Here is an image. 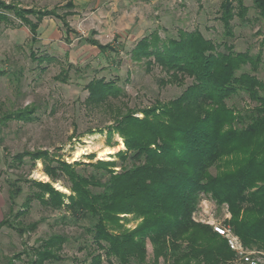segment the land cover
I'll list each match as a JSON object with an SVG mask.
<instances>
[{"label": "trees", "instance_id": "obj_1", "mask_svg": "<svg viewBox=\"0 0 264 264\" xmlns=\"http://www.w3.org/2000/svg\"><path fill=\"white\" fill-rule=\"evenodd\" d=\"M251 1L262 23L259 34L264 44V0ZM73 7L71 0L52 9L17 7L0 0V24L27 27L30 41L35 42L42 18L55 17L66 34L85 39L100 52L115 51L109 43L77 35L66 19ZM247 11L243 0L220 1L218 19L226 36L232 35L234 17L245 21ZM10 16L19 23L15 24ZM30 55L37 58L33 51ZM130 56L133 61H143L147 70L158 65L167 76L164 83L182 84L186 79L189 83L169 100L115 112L107 126V140L115 132L122 137L124 150L116 155L122 162L129 161V166L116 170L113 160H56L46 164L44 172L52 181H68L69 193L30 180L35 189L27 196L23 209L12 214V220L25 214L29 199L52 210L64 207L72 215L71 220L87 222L85 231L93 248L86 264H100L103 257L110 263L145 264L147 242L151 245L152 264L160 259L169 264H227L234 252L225 239L191 218L202 194L219 208L227 207L231 217L225 224L245 247L264 250V82L256 74L260 54L234 51L230 43H216L195 29L178 30L176 37L165 39L154 30L135 42ZM51 59L49 55L38 57V61ZM86 90L85 104L94 106L121 93L104 78L90 80ZM239 95H245L252 105L238 108L228 104ZM33 111V107L16 108L1 119L29 121ZM26 155L31 160L49 158L46 150L17 153L13 158L19 163ZM80 164L91 166L94 172H82L77 169ZM18 180L14 179L9 189L11 204L21 192ZM129 219L138 220L135 227L125 226ZM37 224L9 226L23 234ZM66 241L61 233L40 239L27 253L26 263L60 260ZM19 257H9L7 264H16Z\"/></svg>", "mask_w": 264, "mask_h": 264}, {"label": "rangeland", "instance_id": "obj_2", "mask_svg": "<svg viewBox=\"0 0 264 264\" xmlns=\"http://www.w3.org/2000/svg\"><path fill=\"white\" fill-rule=\"evenodd\" d=\"M2 1L23 8L52 9L62 7L69 0ZM75 1L77 4L74 14L67 19L77 35L87 37L95 30L93 37L101 43H109L115 51L100 53L94 46H84L76 35L71 36L70 40L61 36H46L48 32L44 29L51 23L60 28V22L52 18H45L39 26L38 40L35 42L30 41L27 27L0 24V70L3 71L0 74V264H7V259L15 254L20 256L15 259L16 264H27L30 248L51 233L64 234L67 241L59 253L60 260L47 264L89 262L88 253L92 250L93 243L85 231L87 222L71 220L72 215L64 207L52 210L35 199H29L24 215L12 220V214L23 209L27 196L35 189L30 186V180L46 182L64 194L69 193L66 187L68 181L65 178L52 181L44 172L46 164H54L56 160L67 163L113 160L117 165L116 170H120L122 165H130L129 161L122 162L116 155L117 151L124 150L122 137L115 132L107 140V126L112 123L115 112L118 109L125 111L126 108L142 109L155 100H169L189 83V79L182 84L164 83L167 76L158 65H152L147 70L143 61H133L130 50L142 36L155 30L160 38L165 39L176 37L178 30L198 29L216 43H230L234 51L259 53L261 61L256 74L264 82V44L261 43L259 34L262 23L251 0H243L248 7L247 20L241 21L237 16L234 17L231 36L224 34L222 23L218 19L221 0ZM63 10L65 9H58L59 12ZM10 17L15 24L19 23L18 19ZM27 17L34 20L31 14ZM31 51L36 59L31 57ZM44 55L53 59L38 61V57ZM69 62L72 64L70 68L67 66ZM97 78L111 81L121 89V93L101 106L86 105V84ZM228 104H234L238 108L252 105L245 95L233 97ZM23 107H33L31 120L2 121L4 113ZM137 115L141 117L140 112ZM104 147L113 148V152L99 157L98 152ZM37 150H46L49 158L31 160L26 155L19 163L13 158L17 153H32ZM77 169L84 173L94 172L89 165L80 164ZM215 170L214 167L210 169L212 173ZM14 179H19L17 183L21 192L11 204L9 189ZM63 216L66 218L63 219ZM230 217L225 207L219 208L202 194L191 215L193 221L211 228L212 224H225ZM36 221V228L23 234L9 226L10 223L27 226ZM137 222L138 220L129 219L125 226L133 228ZM146 248L145 264H152L149 242L146 243ZM250 250L254 251L257 264H264V250ZM100 264L118 263L114 260L110 263L103 257ZM157 264L169 263L160 259ZM227 264L246 263L234 253Z\"/></svg>", "mask_w": 264, "mask_h": 264}, {"label": "built area", "instance_id": "obj_3", "mask_svg": "<svg viewBox=\"0 0 264 264\" xmlns=\"http://www.w3.org/2000/svg\"><path fill=\"white\" fill-rule=\"evenodd\" d=\"M227 210V207H225ZM227 213V212H226ZM213 230L220 236H222L228 247L235 253V255L246 264H257L258 260L253 255V250L245 247L238 235H236L231 227L226 224H212Z\"/></svg>", "mask_w": 264, "mask_h": 264}, {"label": "crops", "instance_id": "obj_4", "mask_svg": "<svg viewBox=\"0 0 264 264\" xmlns=\"http://www.w3.org/2000/svg\"><path fill=\"white\" fill-rule=\"evenodd\" d=\"M72 1V3H73V5H74V7L72 8L73 10V13L71 14V15H73L74 14V8L76 7V4H77V2L75 1V0H71ZM68 16H70V15H68ZM67 16V17H68ZM45 18H52V19H54V20H57V21H59L60 22V28H58V26L56 25V24H54V23H51L50 25H49V27H46L45 29H44V31H46L47 30V34H46V36H48V37H63V39H66V40H70V38H71V36H73V34L71 35V34H66V32L64 31V28H63V25H62V23H61V21L59 20V19H57V18H55V17H44V18H42V20L40 21V23H39V25H38V28H39V26H41V24H43V22L45 21ZM52 19H50V20H52ZM67 19V18H66ZM67 21H68V19H67ZM53 22V21H52ZM68 23H69V21H68ZM69 25H70V23H69ZM38 28H37V35H38ZM94 34H96V31L95 30H92L91 31V35H89V36H87V38H92V39H95V40H97L99 43H101L97 38H95V37H93V35ZM81 41L85 44L84 46H86V45H91V46H94L95 48H97L95 45H93V44H91V43H89L88 41H86L85 39H81ZM101 44H105V43H101ZM112 46V45H111ZM113 47V46H112ZM97 50L99 51V49L97 48ZM100 52V51H99ZM106 52V51H105ZM100 53H103V52H100Z\"/></svg>", "mask_w": 264, "mask_h": 264}, {"label": "bare ground", "instance_id": "obj_5", "mask_svg": "<svg viewBox=\"0 0 264 264\" xmlns=\"http://www.w3.org/2000/svg\"><path fill=\"white\" fill-rule=\"evenodd\" d=\"M120 144H121V140H120ZM112 152H113V148L104 147L98 152V155H99V157H105L106 155H108V154H110ZM78 154H80V153H76V155H78Z\"/></svg>", "mask_w": 264, "mask_h": 264}]
</instances>
